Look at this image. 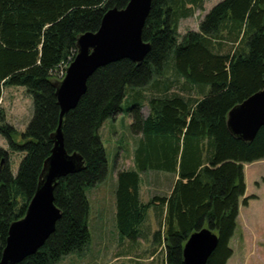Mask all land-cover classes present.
I'll return each instance as SVG.
<instances>
[{"label":"trees","instance_id":"16d2710c","mask_svg":"<svg viewBox=\"0 0 264 264\" xmlns=\"http://www.w3.org/2000/svg\"><path fill=\"white\" fill-rule=\"evenodd\" d=\"M207 1L152 0L142 32L150 51L143 62L114 63L90 77L86 93L62 124L65 151L80 157L81 169L57 181L54 205L61 218L55 231L18 264H57L83 255L91 245L87 192L106 179L108 170L98 132L122 112L128 98L134 105L126 111L131 131L140 139L134 168L117 172L115 226L120 238L145 239L148 212L159 204V230L152 242L162 247L163 264H184L185 243L205 227L218 236L207 264H227L245 196L244 166L264 160V127L248 143L226 124L229 111L264 86V0H222L197 32L179 37L180 21L202 11ZM128 2L0 0V104L9 86L24 87L33 102L24 133L6 124L0 109V135L9 148H0V260L10 225L24 217L51 156L60 73L74 60L78 38L97 32L107 11L122 10ZM179 79L189 96L172 91ZM9 153L21 157L16 175L10 171ZM147 172L176 176L168 196L142 202L141 175Z\"/></svg>","mask_w":264,"mask_h":264},{"label":"rangeland","instance_id":"374dc122","mask_svg":"<svg viewBox=\"0 0 264 264\" xmlns=\"http://www.w3.org/2000/svg\"><path fill=\"white\" fill-rule=\"evenodd\" d=\"M222 0H208L202 11L183 19L179 23V37L188 31H198L200 22L205 15ZM183 81L172 88L173 92L187 95L189 89ZM133 105L128 98L122 105V112L115 118L104 122L98 132L101 144L107 157V177L98 186L87 192L89 202L88 228L91 233V245L83 255H70L57 264H163L164 254L162 247H156L152 242L153 235L159 230L160 211L162 205L152 206L148 212L144 227L145 239L137 242L122 240L115 226V187L116 152L123 148L121 156L122 166L133 168V155L136 141L139 136L132 134V120L127 109ZM0 109L5 115V122L17 132L24 133L33 114V102L24 87L9 86L3 91ZM142 113H149L147 107ZM144 116V115H143ZM148 116V115H147ZM144 116V117H147ZM0 148L9 152L8 141L0 135ZM119 156V155H118ZM117 156V157H118ZM10 171L16 175L21 157L9 153ZM115 172V173H114ZM168 174L147 172L142 174L141 200L149 202L153 196L163 192L169 194L170 188L158 186V177ZM157 180V181H156ZM161 180V178L159 179ZM245 196L239 202L238 217L234 236L230 242L233 251L227 264H264V160L244 166ZM162 196V193H160ZM247 199V206L242 200ZM157 248V249H156ZM155 250H157L155 252Z\"/></svg>","mask_w":264,"mask_h":264},{"label":"water","instance_id":"95a60500","mask_svg":"<svg viewBox=\"0 0 264 264\" xmlns=\"http://www.w3.org/2000/svg\"><path fill=\"white\" fill-rule=\"evenodd\" d=\"M151 5L152 0H129L124 9L107 11L97 32L78 38L77 54L56 91L60 113L51 156L24 217L10 225L0 264H18L35 254L55 231L61 218L54 205L56 183L81 169L80 157L68 154L64 148V117L77 106L86 93L88 80L98 69L122 61L143 62L150 51V45L142 40V32ZM226 124L234 136L252 142L264 127V86L232 108ZM217 246V234L209 227L202 228L191 234L185 243L183 263L207 264Z\"/></svg>","mask_w":264,"mask_h":264},{"label":"crops","instance_id":"0c3cea01","mask_svg":"<svg viewBox=\"0 0 264 264\" xmlns=\"http://www.w3.org/2000/svg\"><path fill=\"white\" fill-rule=\"evenodd\" d=\"M146 106H144L143 107V109L145 108ZM143 114V113H142ZM144 116H147L148 115V113H146V114H143ZM134 152H135V148H134ZM122 153H123V148L122 149H118L117 150V152H116V166H117V169L115 170V172H116V177H115V179H114V181H113V184H114V187H115V189H116V180H117V172L119 171V170H130V169H133L134 168V157H133V168H131V167H129V166H122L121 165V163H119V161L121 160V156H122ZM119 155V156H118ZM118 156V157H117ZM114 172V173H115ZM160 174H167V173H163V172H159ZM169 175V174H168ZM142 176V175H141ZM170 176H172V177H170V179H167V177H165L164 175H162V177H158V186H160L161 185V187L160 188H164V187H169L170 188V191H169V194H170V192H171V190H172V188H173V186H174V183H175V181H176V176L175 175H170ZM161 178V180H159ZM156 180V181H157ZM142 184H143V181H142V177H141V187H142ZM160 193H162V196H163V192H160V190H159V195H155V196H153V197H159L160 196ZM168 194V195H169ZM167 195V196H168ZM140 196H141V189H140ZM142 199V198H141Z\"/></svg>","mask_w":264,"mask_h":264},{"label":"built area","instance_id":"2783aa9c","mask_svg":"<svg viewBox=\"0 0 264 264\" xmlns=\"http://www.w3.org/2000/svg\"><path fill=\"white\" fill-rule=\"evenodd\" d=\"M68 67H69V65L66 66V67L64 66L62 72L60 73V74H61V77H60L61 80H63V78L65 77L66 69H67Z\"/></svg>","mask_w":264,"mask_h":264}]
</instances>
